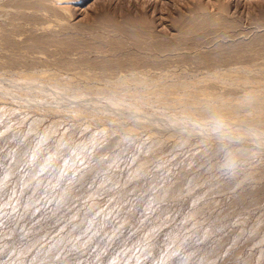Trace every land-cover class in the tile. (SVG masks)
Segmentation results:
<instances>
[{
    "label": "rangeland",
    "instance_id": "obj_1",
    "mask_svg": "<svg viewBox=\"0 0 264 264\" xmlns=\"http://www.w3.org/2000/svg\"><path fill=\"white\" fill-rule=\"evenodd\" d=\"M50 1L0 0V264H264V0Z\"/></svg>",
    "mask_w": 264,
    "mask_h": 264
},
{
    "label": "bare ground",
    "instance_id": "obj_2",
    "mask_svg": "<svg viewBox=\"0 0 264 264\" xmlns=\"http://www.w3.org/2000/svg\"><path fill=\"white\" fill-rule=\"evenodd\" d=\"M51 1H52V0H51ZM51 1H50V2H51ZM53 1H55V0H53ZM62 1H63V0H61L60 2H62ZM64 1H65V0H64ZM58 2H59V1H58Z\"/></svg>",
    "mask_w": 264,
    "mask_h": 264
}]
</instances>
